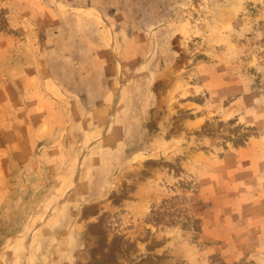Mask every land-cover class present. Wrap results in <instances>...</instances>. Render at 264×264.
Instances as JSON below:
<instances>
[{
    "label": "rangeland",
    "instance_id": "1",
    "mask_svg": "<svg viewBox=\"0 0 264 264\" xmlns=\"http://www.w3.org/2000/svg\"><path fill=\"white\" fill-rule=\"evenodd\" d=\"M0 264H264V0H0Z\"/></svg>",
    "mask_w": 264,
    "mask_h": 264
},
{
    "label": "crops",
    "instance_id": "2",
    "mask_svg": "<svg viewBox=\"0 0 264 264\" xmlns=\"http://www.w3.org/2000/svg\"><path fill=\"white\" fill-rule=\"evenodd\" d=\"M1 261V260H0Z\"/></svg>",
    "mask_w": 264,
    "mask_h": 264
}]
</instances>
